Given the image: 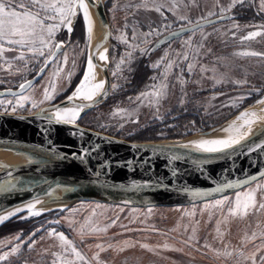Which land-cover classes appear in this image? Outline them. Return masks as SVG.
<instances>
[{"label": "rangeland", "instance_id": "rangeland-1", "mask_svg": "<svg viewBox=\"0 0 264 264\" xmlns=\"http://www.w3.org/2000/svg\"><path fill=\"white\" fill-rule=\"evenodd\" d=\"M105 2L111 25V93L78 122L80 125L135 142L180 140L221 125L264 95V58L237 55L246 51L264 53V35L252 40L242 39L248 32L264 31V27H259L264 26V12H259L258 0L257 4H238L231 12L223 13L218 3L227 8L231 0H178L177 7H173L172 0ZM161 4L165 7L160 12L155 11V6ZM209 12L217 15L209 16ZM221 15L226 17L223 22L200 28L194 34L189 32L165 39L197 21ZM181 16L192 23L181 20ZM75 18L71 33L66 26L56 31L52 43L62 42L64 47L44 77L23 95L0 97V112L12 113L15 107V114H31L74 93L85 74L92 40V36L90 42L88 40L82 14L74 22ZM149 32L154 34L143 35ZM122 34L127 44L120 39ZM189 40L191 43L186 44ZM130 45L139 47L133 51ZM144 49L148 54L142 53ZM129 51L132 52L131 62L125 55ZM45 52L48 55L47 49ZM18 55V51H10L0 59V89L18 88L43 66V57L33 58L26 53V63L16 60ZM65 55L66 64L63 63ZM165 55L167 59L161 63ZM185 55L188 59H184ZM122 58L124 63L120 64ZM36 59L41 63H36ZM5 60L11 62V68ZM157 63L160 67H153ZM169 63L171 69L166 68ZM59 69H62L59 75H54ZM165 73L167 78L162 81ZM161 82L167 88L159 104H149L143 97L136 100L142 92L151 91V85ZM53 86V99L45 100V89L51 92ZM33 103L37 105L34 108ZM148 128H152V133H146L145 141L138 140ZM257 185L261 187L257 189ZM248 190H255L258 203L264 202V178L238 192ZM236 193L228 195L231 199L222 207L211 205L223 197L178 207L134 208L81 201L39 211L42 214L38 216L26 211L0 225L1 228L11 224L0 232V242L11 241L6 247L0 245V252L8 251L17 243L14 239L17 235L26 241L35 232L34 247L29 250L27 244H23L19 257L10 258L11 264H21V261L53 264L54 260L56 264H63V258L74 260L73 255L62 251L54 237L48 236V232L55 229L73 242L88 264H97L93 259L99 252L96 244L107 249L100 252L101 264H252L246 257L253 253L256 264H264L261 260L264 237L260 236L264 232V211L247 217L231 215L229 209L234 206ZM218 221L222 235L216 230ZM91 229L106 231L92 232ZM253 233H256L254 239L251 238ZM53 253H58L60 258ZM76 264L85 262L76 261Z\"/></svg>", "mask_w": 264, "mask_h": 264}, {"label": "water", "instance_id": "water-1", "mask_svg": "<svg viewBox=\"0 0 264 264\" xmlns=\"http://www.w3.org/2000/svg\"><path fill=\"white\" fill-rule=\"evenodd\" d=\"M86 3L93 22L90 53L104 88L93 101L82 98L69 101L68 96L31 114L0 112V153L17 159L0 156V185H7V190L0 191V215L37 200L38 207L67 206L81 201L134 208L189 206L231 195L264 178V149L250 150L252 145L264 143V122L241 145L224 153L208 154L178 146L191 138L222 131L247 107L219 126L180 140L135 142L80 125L78 122L85 115L107 100L112 85L111 25L106 2L96 0L99 7H94L92 0ZM77 12L74 22L82 14L79 9ZM219 17L199 22L196 30L226 19ZM194 25L175 31L179 33L175 37L192 32ZM171 37L172 34L165 39ZM63 47L59 52L54 50L56 59ZM105 49L107 60H99ZM56 59L45 69V74ZM44 75L38 72L28 80L32 85L26 81L23 89H0V97L23 95ZM80 105L89 106L74 124H57L52 118L56 107ZM84 151L89 155L83 161L74 158L73 154ZM173 156L179 160H173ZM226 183L234 187L216 191ZM193 191L206 195L194 196Z\"/></svg>", "mask_w": 264, "mask_h": 264}, {"label": "snow or ice", "instance_id": "snow-or-ice-1", "mask_svg": "<svg viewBox=\"0 0 264 264\" xmlns=\"http://www.w3.org/2000/svg\"><path fill=\"white\" fill-rule=\"evenodd\" d=\"M92 4L94 7H99V5L96 4V0H92ZM173 7L178 6V0H172ZM241 6H251L254 4H257V0H231L227 8H224L219 5L221 8V13L223 12H231L232 8L236 7L237 5ZM145 7H147V4H145ZM165 7V5H157L155 6V11L160 12L161 8ZM81 10L83 19L86 21V31L88 34V40L90 42L91 40V34L93 31V22L90 17V13L88 10V3H86V0H0V59L4 58V53L10 52V51H18L19 55L15 57L16 60L25 61L26 62V53L31 54L33 58H39L43 57V66L39 68V74L40 76H43L45 74V69L48 67V65L52 62V60L56 59L55 52H59L60 49L63 47L62 42H57L53 45L52 41L54 39L56 31L61 26H66L67 31L71 33L72 31V19L78 14L77 10ZM258 9L259 12H264V0H258ZM172 8H169V11H172ZM259 12L257 14H259ZM209 16L217 15V13L209 12ZM220 19H223L224 16H220ZM231 19H234V17H229ZM181 20L188 21L189 24L192 22L188 20L186 16H181ZM127 27V25H125ZM234 27H239L238 24H234ZM252 27H258L253 25ZM264 27V26H259ZM199 28V21H197L196 25L193 26L191 31L193 34L195 33L196 29ZM135 32V29H133ZM154 32L145 33L143 35L150 36L153 35ZM158 34V32L156 33ZM179 35V33H172V36L175 37ZM264 35V31L256 30L248 32L247 35L242 37L243 40H252L256 37ZM107 39V37H106ZM120 39L123 40L124 43H128L127 38L122 34ZM135 39V36L133 37ZM207 39V37H205ZM147 43V41H145ZM186 44H190L191 41H185ZM130 47L133 49V51L138 48V45H130ZM55 48V52L52 51V49ZM45 49L48 50V55H46ZM143 54H148L147 50H141ZM107 49H105V54H100L98 59L102 61L107 60L106 56ZM126 57L128 58V61L131 62L132 59V52H126ZM237 55L242 56H260L264 58V53L261 52H241L237 53ZM163 59H167V55H165L164 58H162L161 63L163 62ZM184 59H188L187 55L184 56ZM5 63L8 64L9 68L12 67V64L10 61L5 60ZM27 63V62H26ZM36 63H41L39 59H36ZM63 63H67V56L65 55L63 57ZM124 63V59L122 58L120 61V64ZM120 65H117V68L119 69ZM153 67H160V63H157L153 65ZM172 64L169 63L166 65V68L171 69ZM95 65L93 64L92 55L89 54L87 58V67L85 74L82 77V80L80 84L76 87L74 93L72 96L68 97V100L71 101L74 98H82L86 101H93L95 97L99 94H101L103 88H104V82L100 83H92V81L95 79V71H94ZM188 70H192V65H188ZM59 71H62V69H59L57 73L54 75H59ZM69 76L71 73L68 74ZM115 75V73H114ZM167 78V73L164 74L162 77V81ZM155 79V78H153ZM183 82V81H182ZM28 84L31 86L32 81H28ZM21 89L24 88V84H21L19 86ZM112 87H115L113 85ZM151 91L142 92L139 96L136 97V100H141L143 97L144 99L148 100L149 104L155 103L159 104V100L166 95V88L167 85L163 82H161L159 85L153 84L150 86ZM55 92V87L53 86L51 92L46 88L44 93V99L45 100H51L53 99L52 93ZM151 97V99H149ZM245 97H240L239 99H243ZM21 99H28V97L21 96ZM131 99V98H130ZM143 102V101H142ZM2 103V102H0ZM11 103V102H9ZM257 103H264V99L258 100ZM33 108L37 105L33 103L31 105ZM89 105H80L75 108H54L52 118H54L55 122L57 124H74L75 121L79 118L81 112L84 111V108ZM233 106H236L235 104ZM12 111L15 112L16 108L13 107ZM125 111V110H120ZM255 113H249V112H243L241 115L237 118L238 120L243 121L242 124L237 125V123L234 121L232 124H230L227 128H224L222 131L227 133L226 138H214V139H200L198 141H193L187 144H179L178 146L184 149H192L196 152H202V153H208V154H219L224 153L228 151L229 149H234L236 146L241 145L242 141H246L247 137L249 136L251 132V124L255 121L250 119L251 117H255ZM134 123H138V121L134 120ZM245 126H248V131H242L241 129ZM123 127V125H121ZM82 135V133H81ZM257 148L264 149V143H257L255 145H252L250 150L255 151ZM74 158L80 159L81 161L84 160L86 156L89 155L87 151H84L79 154H73ZM67 158L66 156L64 157ZM173 160H179L178 156H173ZM11 175V173H9ZM243 183H247V181H244ZM11 187H15V185H11ZM234 185L232 183H226L218 186L216 188V191L219 192L223 188H232ZM261 186L257 185V189H259ZM7 190V185H0V191ZM194 196L199 195H206L205 193H199L193 191L192 193ZM49 195H51L49 193ZM230 197H223L222 200H217L212 207H222V205L229 201ZM40 201L37 200L36 203H39ZM209 205H205V207H208ZM35 208V204H28L27 210L29 211L30 215L38 216L41 215L42 212L39 211H33ZM25 211L24 208H16L14 211H9L7 215H0V224L4 223L5 221L9 220L11 217L16 216L19 212ZM264 211V202L258 203L255 195V190H248L244 192H237L235 194L234 199V206L229 209V212L231 215H240L241 217H247L248 215H256L259 212ZM58 223V221H57ZM220 222H217V233L222 235L220 233L219 228ZM90 231H106V229H91ZM35 236V232L31 233L28 240H21V237L17 235L14 237L17 243H15L13 246H11L8 251L0 252V264H3V262H8V264H11L10 258L12 256L19 257L22 249L23 244H27L28 249L31 250L34 247L35 241L32 240V237ZM49 237H54L59 242V247L62 249V251L66 254H71L75 257L74 260L63 258V264H76V261H83L85 264H88L86 261V258L82 253L77 250L75 245L71 240L68 239V237L65 236L64 233L59 232L57 233L55 229L48 232ZM261 237H264V232L260 233ZM42 238V237H41ZM251 238H256V233H253ZM191 239V238H190ZM11 241L7 242V244H10ZM7 244L0 242V245L7 246ZM208 247V245H205ZM111 247V246H109ZM144 248H148V245H142ZM96 248L99 249V252L95 254L93 259L97 261V264H101L100 261V252L106 251L107 249L104 248L101 244H96ZM151 250V249H149ZM175 251H181V249H173ZM259 251V248L257 249ZM229 255L231 253H228ZM54 256L59 257L58 253H53ZM247 259L252 260V264H256L255 260V253H253L251 256L246 257ZM262 262H264V257H261ZM21 264H27L26 261H21ZM53 264H56V261H53Z\"/></svg>", "mask_w": 264, "mask_h": 264}, {"label": "bare ground", "instance_id": "bare-ground-1", "mask_svg": "<svg viewBox=\"0 0 264 264\" xmlns=\"http://www.w3.org/2000/svg\"><path fill=\"white\" fill-rule=\"evenodd\" d=\"M88 10H89L90 17H91V20H92V15H91L92 13H91V10H90L89 6H88ZM94 71H95V68H94ZM100 82H103V81L98 78V76L96 74V71H95V79L92 81V83H100ZM261 99H264V95L260 99H258V100H261ZM257 101H255L251 105H248V107L241 112V113H243V112H249V113H255L256 114L255 117H251L250 118V119H252V120L255 121L250 126L251 127V132L250 133H252L256 128H258L264 122V103H257ZM68 108H75V107H68ZM241 113L239 115H237L236 117H234L227 125L229 126L234 121L237 123V125L242 124L243 121L237 119L241 115ZM241 130L242 131H245V132L248 131V126L243 127ZM227 135L228 134L225 133L224 131H219V132H217V133H215L213 135H210V136L191 138L187 143H190V142H193V141H198L200 139L226 138ZM0 156L3 157V158L10 159L12 161H17V159H15V157H13L12 155H10L8 153H0ZM32 204H35V208L33 209V211H44V210H49V209H55V208L64 207V206H59V207H56V206L38 207L36 203H32ZM27 205H24V206H21V207H18V208H24L25 211H28L27 210ZM15 209L16 208H14L12 210H9V211H14ZM9 211H7V212H5V213H3L1 215H7V213ZM22 212H24V211H22ZM19 213H21V212H19Z\"/></svg>", "mask_w": 264, "mask_h": 264}, {"label": "trees", "instance_id": "trees-1", "mask_svg": "<svg viewBox=\"0 0 264 264\" xmlns=\"http://www.w3.org/2000/svg\"><path fill=\"white\" fill-rule=\"evenodd\" d=\"M139 87V86H138ZM147 132H149V133H152V128L151 129H149L148 128V130H145L143 133H142V136H139V137H137V139L138 140H140V141H145V136H146V133ZM130 140V139H129ZM131 141V140H130ZM13 221V220H12ZM9 225H11L10 223H8V224H5L4 226H2L1 228H0V232L2 231V230H4V229H6V228H8L9 227ZM11 228H13V227H11Z\"/></svg>", "mask_w": 264, "mask_h": 264}, {"label": "flooded vegetation", "instance_id": "flooded-vegetation-1", "mask_svg": "<svg viewBox=\"0 0 264 264\" xmlns=\"http://www.w3.org/2000/svg\"><path fill=\"white\" fill-rule=\"evenodd\" d=\"M9 89H12V88H9ZM16 89V88H15ZM55 103H57V102H55ZM55 103H53V104H55ZM2 113H11V112H9V111H6V112H2ZM13 113V112H12ZM17 114V113H16Z\"/></svg>", "mask_w": 264, "mask_h": 264}]
</instances>
